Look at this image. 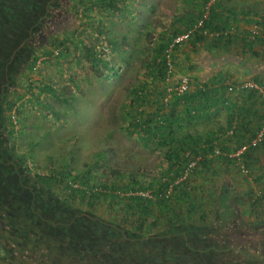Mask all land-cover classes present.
<instances>
[{"label": "trees", "instance_id": "16d2710c", "mask_svg": "<svg viewBox=\"0 0 264 264\" xmlns=\"http://www.w3.org/2000/svg\"><path fill=\"white\" fill-rule=\"evenodd\" d=\"M77 1L84 4L85 12L81 14L84 20H92L89 10L95 7L121 9L117 6L119 0ZM184 3L185 10L188 8L177 20L184 27L174 25L170 36H159L157 46L151 48L147 75L131 91L130 104L134 110L130 112L129 132L145 144L160 143L168 151L167 166L160 168L155 177L141 179L137 173L129 172L130 178L124 180L125 173L115 172L114 181L96 182L91 173H74L67 163L51 168L48 174L33 171L26 166V158L15 155L9 147L15 120L12 116L5 117L1 98L0 246L3 254L0 264H264V219L243 221L242 199L228 183L218 187L216 184V190L206 192L202 182H194L200 178L198 175L204 176L207 182L208 178L220 179L225 169L236 168L234 161L238 158L230 154L242 144L248 129L254 131L250 130L245 141H250L264 127V107L259 126L252 128L251 122L245 124L241 119L240 124L237 121L236 133L224 137L236 121L233 117L229 126L201 139L189 130V125L206 118V104L216 96L212 94L214 85L219 84L220 92L213 99V105L229 103L224 77L211 85L202 84L196 90H192L191 78L186 92L169 91L182 76L170 70L167 57L171 56L175 62L189 42L194 51L199 46L222 50L229 49L234 40L242 39L241 43L254 51L255 45L264 46V20L257 22L260 28L257 34L250 32L249 38L234 36L230 23L220 15L222 11L218 12L223 7L221 0H184ZM69 7L65 0H0V66L7 70V74L1 73L8 78L7 82L3 81L5 89L23 84L32 91L34 86H39L38 82L24 78L27 69L36 67L41 47L52 45L51 48L56 47L55 54L68 56L60 47L68 49L69 43L81 36V32L67 29L60 33L55 28H60L59 24L67 18ZM206 14L204 28L218 34L209 36L197 30L189 40L175 44L171 51L173 40L188 32ZM92 25L97 27L96 22ZM59 34H66L61 43H58ZM50 49L45 50L46 55L52 54ZM89 52L97 64L96 71L106 66L110 69L105 73L107 78L118 74V67L110 66L103 50L90 48ZM255 52V55L259 53ZM171 78L177 82L172 83ZM41 89L40 93L59 97L49 81ZM15 107L13 102L9 109ZM233 107L238 104L234 103ZM241 128L246 132H241ZM237 138L240 142L234 147ZM258 146H251L243 154L241 160L245 158L248 167H255L253 158ZM216 148L227 154L215 155ZM198 157L196 165L191 166ZM254 193L253 188L247 193L253 209L264 199L261 192L256 196ZM78 206H85L90 216H78L83 211ZM105 206V215H99L96 209Z\"/></svg>", "mask_w": 264, "mask_h": 264}, {"label": "rangeland", "instance_id": "374dc122", "mask_svg": "<svg viewBox=\"0 0 264 264\" xmlns=\"http://www.w3.org/2000/svg\"><path fill=\"white\" fill-rule=\"evenodd\" d=\"M65 1L70 5L68 16L59 24L60 28L56 26L55 31L62 33L67 29H78L81 36L69 43L68 49L60 47V50L68 53L66 57L55 54L53 50L56 47L51 48L52 45L39 49L36 67L34 70L27 69L24 78L28 82H38L39 86H34L30 91L23 84L13 86L14 83L12 88L5 89L3 81L7 82L8 78L1 73L7 74V70L0 66V102L3 98L5 117L12 116L15 120V131L9 137V147L15 155L26 158V166L42 174H48L51 168H59L67 163L74 173H91L96 182L114 181L117 179L115 172L125 173L124 180L130 178L129 172L137 173L141 179L143 176L147 179L155 177L160 168L167 166L168 151L160 143L145 144L137 135L129 132L130 112L134 110L130 104L131 91L147 75L151 48L157 46L160 32H167L165 36L172 33L171 18L179 12V6L174 10L176 0H119L117 6L121 9L95 7L89 10L91 21L81 18L85 12L83 3ZM93 22L97 27L92 25ZM59 35L58 43H61L66 34ZM192 47L189 42L186 48ZM90 48L93 51L103 50L110 66L118 67V74L107 78L105 73L110 69L106 66L96 71L97 64L93 62ZM199 48L196 56L201 52L202 48ZM47 49L52 51L51 55L45 54ZM183 52L180 59H175L174 73L191 76L194 80L195 72L190 56L187 57L189 52ZM47 81L56 87L59 97L48 92L40 93L41 86ZM171 82L177 81L171 78ZM236 100L239 103L240 98L232 101ZM13 102L16 107L10 110ZM228 102L229 105L231 101L228 99ZM222 106L224 109L226 105ZM215 120L212 119L208 125L213 123L216 126L219 123L223 126L221 119ZM189 127V130L194 129L193 125ZM238 141V138L237 141L235 139L234 147ZM234 162L236 168L232 173H236L235 182L230 179V174L212 180L213 183L211 178L206 182L204 176L198 175L200 178H195L194 182H202L206 192L216 190L224 182L228 183L239 192L236 196L242 199L240 211L243 221L264 219V199L261 205L253 209L247 198L251 188L255 196L258 192H264V158L255 167H248L245 158L244 161L237 159ZM259 177L261 180L258 181ZM234 198L238 206L237 198ZM78 207L83 209L78 216H90L85 206ZM104 208L107 209V206L96 209L99 210L97 213L105 215ZM249 238L252 239L251 236ZM0 254H3L1 246Z\"/></svg>", "mask_w": 264, "mask_h": 264}, {"label": "crops", "instance_id": "0c3cea01", "mask_svg": "<svg viewBox=\"0 0 264 264\" xmlns=\"http://www.w3.org/2000/svg\"><path fill=\"white\" fill-rule=\"evenodd\" d=\"M221 3L223 4V7L220 8L218 12L220 13L222 11L220 15H223L224 19L230 23L231 32H235L234 36L244 38L248 36L247 38H249L250 32H253L254 30L260 31L257 22L259 20H264V0H221ZM178 6L179 8H177ZM176 8L179 9V12L173 14L174 16L171 18L170 25H176L178 28H182L184 26L177 20L178 17L186 12L188 7H186L185 10L184 0H176L174 10H176ZM166 33L167 32L162 31L160 32V36L166 35ZM237 40L238 39L233 41V44L229 49L223 48L221 50V48H218L214 50H206L200 46L202 48L201 52L204 54H201L200 52L199 56H196L200 51L198 50L199 47L197 48L198 51H194L192 50L193 48L188 49L186 46L185 50H180L179 56H177L178 59H180L181 52H189L187 57L190 56L189 60L193 66L192 70L193 73L195 72L192 90H196L201 87L202 84L209 83L211 85L214 81L216 83L218 80L220 81V77L223 76L224 78H222L224 79L226 94L231 101L229 105L225 104L226 106L224 109L222 106L223 104L221 106L213 105V103H215L213 99L218 98L220 92L218 89L219 84L213 86L212 90H214V92L212 94L216 96L215 98L210 99L206 104V111H204L207 112L205 113L206 118L198 121L196 120L193 123L194 129L191 130L192 133L200 135L201 139H206V137H209L210 135L213 136L216 131L224 129L225 125L229 126L231 122L230 120L233 117L234 120L239 119V124L241 119L245 124L251 122L252 128L260 124L259 112H261L264 105L263 97L258 91L244 88L243 83L247 80H253L264 87V51H262L264 50V46L255 45L254 51H252L246 47L244 43H241L242 39ZM255 51H258L259 53L255 55ZM234 98H240L239 103L237 100L233 102L232 100H235ZM234 103H237L238 107L234 108ZM218 107L220 108L218 109ZM240 110L247 112H240ZM210 112L212 113L210 114ZM218 115H221V118H218ZM212 119H216V122L217 119H221L223 126L219 125V123H216L217 126L213 123L208 125ZM250 130L254 131L253 129H248V135L243 136V140H247L246 138L251 134ZM240 131L244 133L245 129L241 128ZM235 146H237V144H235ZM258 147L259 150L254 153L255 156L253 158L255 165L262 163V159L264 158V144L261 143ZM227 170H223L221 175L227 177L230 174V179L234 181L236 179L234 175L235 172L232 173L233 169L229 171L228 168ZM207 175L210 176L211 174L207 173Z\"/></svg>", "mask_w": 264, "mask_h": 264}, {"label": "built area", "instance_id": "2783aa9c", "mask_svg": "<svg viewBox=\"0 0 264 264\" xmlns=\"http://www.w3.org/2000/svg\"><path fill=\"white\" fill-rule=\"evenodd\" d=\"M207 17V14L204 15L202 18H200L195 24L194 26H192L188 32H185L181 35H178L173 42L170 45V50L172 51V48L174 47L175 44L177 43H181L184 42L185 40H189V38L191 37V35L195 32V31H202L203 34L205 35H209V36H213V35H217L218 33L216 32H209V30L205 29V19ZM254 34H257L258 31L254 30L253 31ZM168 57V64L170 66V70L172 71V69L174 68V62L171 59V56H167ZM191 78L190 76H182L178 82V84L176 86H171L169 87V91H176L178 94H182L184 92H186L190 86H191ZM244 88H248L251 90H255L258 91L260 95H262L263 100H264V87L263 85L261 86L260 84H258L257 82H254L253 80H247L243 83ZM167 100V98H166ZM264 107V105H263ZM238 128V122L237 120L233 122L232 126L229 128V130L226 132V135L224 137H231L233 134L236 133V129ZM264 140V127L257 133V135L252 138L250 141H244L242 142L241 145H239V147L236 149V151L233 153L231 152L230 156L231 157H238V159H242L241 156L242 154H244L245 152H247V150L250 149V147H256L258 146L262 141ZM215 155H222L225 154L221 151V148H216L214 151ZM227 154V153H226ZM200 159V157H198L197 160L193 161L191 163V166H195L197 161Z\"/></svg>", "mask_w": 264, "mask_h": 264}, {"label": "flooded vegetation", "instance_id": "af4514ba", "mask_svg": "<svg viewBox=\"0 0 264 264\" xmlns=\"http://www.w3.org/2000/svg\"><path fill=\"white\" fill-rule=\"evenodd\" d=\"M0 256H2V254H0Z\"/></svg>", "mask_w": 264, "mask_h": 264}]
</instances>
